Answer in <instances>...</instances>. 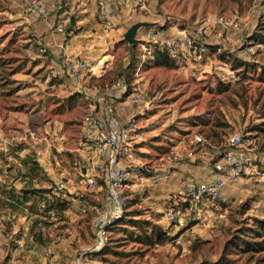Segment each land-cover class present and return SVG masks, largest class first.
I'll return each mask as SVG.
<instances>
[{"label": "rangeland", "instance_id": "1", "mask_svg": "<svg viewBox=\"0 0 264 264\" xmlns=\"http://www.w3.org/2000/svg\"><path fill=\"white\" fill-rule=\"evenodd\" d=\"M262 3L264 0H144L134 11L114 19L111 30H91L96 32L95 41L102 42L96 43L101 58L96 57L98 65L93 69L100 73L90 75V87L100 89L127 73L143 90L148 105L127 107L137 114L141 133L137 156L149 167L145 178L126 192L123 218L130 221L119 220L110 228L104 253L94 254L89 249L100 213L93 206L108 207L103 189L71 195L64 217L54 218L45 227V236L37 235L39 226H31L35 216L27 203H17L14 209L7 205L12 194L20 196L23 187L49 188L41 185L43 175L34 159V140L39 138L51 143V163L58 181H65L71 173L84 179L79 170L84 162L68 148L78 146L87 101L83 96L77 99L74 91L63 92L62 77L52 73L49 57L38 51L45 43L41 40L45 21L25 10L26 0H0V176L19 180L5 197L0 188V210L10 212L0 219V264H15L27 254L16 237L21 236L18 232L25 219L29 225L21 238L24 249H30L28 240L37 241L39 248L43 245L44 251L55 254L57 264H71L80 254L83 264H264V253L250 260L237 247L241 230L260 217L256 201L264 197V189L251 186L243 188L236 199L214 200L200 212L207 211V218L192 215L188 226L178 227L166 218L165 210L172 207L182 212L188 195L177 193L170 184L163 186L170 175L177 181L182 168L189 170L186 175H193L191 165L200 155L210 145L222 148L237 130L242 132L245 146L264 147V131L252 129L256 125L264 128V43L259 41L264 38ZM217 16L239 21L241 26L221 28L213 21ZM138 21L147 23L138 27L135 43L130 45L125 32ZM202 22L208 24L203 40L216 51L199 54L192 49L171 65L152 63L151 32L172 34ZM39 81L48 82L44 89L38 87ZM197 133L210 145L195 144ZM263 158L264 151L260 153ZM256 163L262 165L260 160ZM162 172L167 176L157 177ZM239 180L240 188L245 180ZM82 184L85 186L84 181ZM51 186H55L52 181ZM82 199L91 206L85 214L79 206Z\"/></svg>", "mask_w": 264, "mask_h": 264}, {"label": "built area", "instance_id": "2", "mask_svg": "<svg viewBox=\"0 0 264 264\" xmlns=\"http://www.w3.org/2000/svg\"><path fill=\"white\" fill-rule=\"evenodd\" d=\"M144 0H97L96 18L104 31L113 27L109 19L110 8L141 5ZM68 3L58 0L49 6L45 0H27L25 10L32 16L46 19L51 12L62 13ZM264 9V3H262ZM261 5V7H262ZM253 9V8H252ZM216 25L223 28L236 29L240 22H232L223 16L214 18ZM69 15L60 17L58 21L50 23L49 32L57 33L58 40L40 44L38 51L50 59V68L57 77L68 76L82 79L91 72L92 62L79 56L69 54L65 48L69 42L67 23ZM211 23V21H210ZM208 24L196 23L190 29H177L172 34L151 32V38L160 51L168 53L174 61L182 58V54L195 49L199 54L205 51V28ZM162 36V37H161ZM51 46V49H50ZM151 49V48H150ZM86 109L80 124L82 142L89 151L88 159L83 167L84 184L88 190L103 189L106 193L108 206H93L100 217L95 220L94 243L89 249L96 252L109 241L110 226L121 218L127 208L126 192L131 191L149 172L147 164L141 162L137 156L141 133L137 127V114L128 110L127 105L146 107L148 102L144 99L143 90L136 84L128 81L125 76L113 79L86 96ZM194 143L210 145L200 133L194 135ZM193 150L189 154H193ZM211 165L209 181L189 184L186 187L187 205L181 212L172 207H166V218L178 227H185L191 223L190 216H198L208 203L219 200L223 189L231 182L244 179V186H250L255 176L264 179V158L260 159L259 150L252 149L244 144V136L240 130L231 133L224 141L223 147H212L203 152ZM177 158L176 156L174 157ZM262 163L261 167L256 161ZM158 175V174H157ZM162 172L157 177H165ZM55 194L66 196V182L59 180L53 188ZM208 199V201H206ZM80 210L86 213L89 208L87 200L79 201ZM44 208V203L40 204ZM51 217L53 213L51 212ZM46 256L55 254L47 249ZM84 258L80 254L71 264H83ZM53 264V261L51 262Z\"/></svg>", "mask_w": 264, "mask_h": 264}, {"label": "crops", "instance_id": "3", "mask_svg": "<svg viewBox=\"0 0 264 264\" xmlns=\"http://www.w3.org/2000/svg\"><path fill=\"white\" fill-rule=\"evenodd\" d=\"M27 1V0H26ZM58 0H45L46 4L51 6L54 4V2H57ZM68 3L66 10L62 13L58 12H51V14L46 18L43 19L45 21L46 25V33L41 36V40L43 42L48 43L55 40L60 39V35L57 33L49 32L48 26L50 23H54L55 21H58L60 17H64L69 15L70 22L67 23V31H68V37L69 42L65 48V51L69 54H73L76 56H79L81 58H85L86 60H89L93 64V68L91 72H89L87 75H85L82 79H75L68 76H64L61 78V84L60 87L63 89L64 93H71L72 91L76 92L77 94L75 97L78 99V96L82 99H86V96L88 94H93L97 88H91L89 77L90 75H98L100 73L99 69H97L96 72L93 71L94 67L96 66L95 63L97 62L99 55H97L96 49V43L101 44L102 40L99 42L95 41V34L96 32H92V29H101L102 33L105 32L102 29L101 24L98 22L96 18V1L97 0H64ZM144 2V1H143ZM135 8H132L131 6H121L120 8L112 7L110 8L109 13V19L113 22L114 19H118L120 17H124L126 14H128L130 11H134ZM140 22V21H138ZM144 22V21H142ZM136 23V22H135ZM147 23V22H146ZM134 24V23H133ZM82 27V32L80 33H73L76 29ZM90 28V29H88ZM88 29V30H87ZM86 30V31H85ZM86 32V33H85ZM93 35V38H89ZM104 37V36H103ZM51 49V46H50ZM98 57V58H96ZM100 60V59H99ZM51 66V65H50ZM45 83H48L47 81H39L38 87L45 88ZM51 84V83H50ZM51 86V85H50ZM40 100L43 101L42 96L40 97ZM43 103V102H42ZM51 136V133L49 134ZM79 142L78 146H76L74 149H69V151H75L79 155L80 159L86 163L89 155V151L87 150L86 146L82 142L80 132H79ZM39 140V141H38ZM35 141V161L37 162L39 169L38 172L43 175L42 179V186L51 187V181L56 183L58 180L57 173L55 172L53 165L51 163V143L49 140L45 137L43 139L39 138ZM62 148V147H59ZM196 154V153H195ZM259 162V161H258ZM261 167V165H259ZM193 175L189 176L186 175L187 171L185 168H182V170H179L180 175L177 177V181L175 179H172V176L170 175L167 181L163 182V186L166 187L167 184H170L171 187L175 188L177 193L184 194L186 192V187L189 184L198 183L201 181H209L211 177V165L206 159V157L201 154L200 159L196 160V164L191 165V168ZM83 171V170H82ZM71 173V172H70ZM84 172H81V176H83ZM78 175L71 173L69 174V177L65 179L66 182V192L71 195H78L79 193H82L86 190L85 186L82 184L84 179L81 180ZM13 180V181H12ZM60 180V179H59ZM5 181V182H3ZM241 180H236L234 182L229 183L222 191V195L220 199H236L238 195L244 192V189H247L248 186H240ZM19 182L18 179H11L9 176H0V188H2L1 192L3 193V197L7 194H11L14 187L17 188V183ZM256 186L261 187V189H264V179L257 175L255 176V179L253 180L252 184H250L249 187ZM170 188V187H167ZM237 189V190H236ZM186 194V193H185ZM232 194L236 196H232ZM231 195V196H229ZM7 197V196H6ZM72 198V197H70ZM97 198V197H96ZM258 208V212L260 217H264V197H259L256 201ZM204 211L200 214L205 215ZM10 212H4L0 210V219L4 216H9ZM210 215V214H207ZM207 218V217H205ZM29 225V219H25V222H23L22 231L18 232L21 234L19 237L18 234L16 237L19 241V246H21L22 250L26 252L27 254L23 255L21 258H17L15 264H57V261L55 259V256L51 259L50 256H46L44 251V246L42 244V248H39V243L37 241H34L32 239L28 240L27 242L31 243L28 245L30 248L29 250H25L24 246H22V242L24 241L22 235L25 234L27 231ZM50 226V224H46L42 227V233L41 235L45 236L46 234V228ZM46 227V228H45Z\"/></svg>", "mask_w": 264, "mask_h": 264}, {"label": "trees", "instance_id": "4", "mask_svg": "<svg viewBox=\"0 0 264 264\" xmlns=\"http://www.w3.org/2000/svg\"><path fill=\"white\" fill-rule=\"evenodd\" d=\"M260 43H264V38L259 39ZM130 44V43H129ZM134 44V43H133ZM130 44V45H133ZM219 49V47H218ZM149 59L152 61L154 65H171L173 64L174 60L169 57L168 53L165 51H160L156 44L150 49ZM208 51H216L215 48L212 46H207L205 44V52ZM223 56V54L221 53ZM264 71V69H263ZM124 74H121L119 77H122ZM128 81H131L129 74L125 73L124 75ZM108 83V82H107ZM252 129L255 131H264V128H261L259 125L254 126ZM259 152L264 151V147L259 144L258 145ZM83 166L81 165L79 167L80 172H82ZM32 169V167H29V170ZM31 171V170H30ZM81 175V173H80ZM54 186H51L50 188H41V187H30L25 188L23 187L19 195L13 196V198L7 202V205L9 207H12L13 209L16 207L17 203H27L30 214H33L34 220L33 225L38 227L39 230H37V235L42 233V227L46 224L50 223L54 218H62L64 217V213L68 206L70 205V194L66 192V196H62L61 194H55L53 192ZM85 200V199H84ZM44 203V208H40V204ZM187 205V202L185 203L184 207ZM51 212L53 213V217H51ZM119 218L116 220L110 228H113L116 224L125 221H130L127 219ZM135 223V221H134ZM34 233V232H33ZM153 234H155L157 237H160V232L157 230H153ZM168 235V234H166ZM150 240L149 242L153 241L151 240V236H147ZM165 237V236H164ZM168 238H173L174 236H166ZM240 244H237V247L239 248L240 252H242L245 255H248L250 260H252L255 256V254H261L264 253V217H254L252 219V224L250 226H246L245 229H242L240 232ZM160 240H162L160 238ZM107 245V244H106ZM106 245L103 246L100 250L96 252H92L94 254H101L104 253V249L106 248ZM259 264V263H257Z\"/></svg>", "mask_w": 264, "mask_h": 264}, {"label": "water", "instance_id": "5", "mask_svg": "<svg viewBox=\"0 0 264 264\" xmlns=\"http://www.w3.org/2000/svg\"><path fill=\"white\" fill-rule=\"evenodd\" d=\"M145 24L146 22H142V21L136 22L127 29V31L125 32V38L130 44L135 43V33L138 27H140L141 25H145Z\"/></svg>", "mask_w": 264, "mask_h": 264}, {"label": "bare ground", "instance_id": "6", "mask_svg": "<svg viewBox=\"0 0 264 264\" xmlns=\"http://www.w3.org/2000/svg\"><path fill=\"white\" fill-rule=\"evenodd\" d=\"M101 60L104 61V59H100V61H101ZM100 63H101V62H100ZM102 64H103V63H102ZM104 64H105V63H104ZM97 65H98V64H97ZM102 69H103V68H102ZM96 71H97V70H96Z\"/></svg>", "mask_w": 264, "mask_h": 264}]
</instances>
